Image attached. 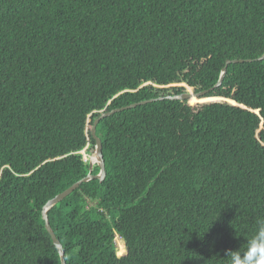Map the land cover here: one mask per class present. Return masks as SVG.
I'll use <instances>...</instances> for the list:
<instances>
[{
	"label": "trees",
	"instance_id": "1",
	"mask_svg": "<svg viewBox=\"0 0 264 264\" xmlns=\"http://www.w3.org/2000/svg\"><path fill=\"white\" fill-rule=\"evenodd\" d=\"M263 54L264 0H0V264H60L41 210L99 172L100 111L243 60L102 119L104 180L47 215L66 264H230L264 219Z\"/></svg>",
	"mask_w": 264,
	"mask_h": 264
},
{
	"label": "water",
	"instance_id": "2",
	"mask_svg": "<svg viewBox=\"0 0 264 264\" xmlns=\"http://www.w3.org/2000/svg\"><path fill=\"white\" fill-rule=\"evenodd\" d=\"M263 59H264V54L259 56L258 58H256L254 61H261ZM246 61L248 62L251 60H246ZM241 62H243V60H226L223 68L221 69L218 81L212 87H210L207 90L194 92L193 90H191V88L189 86L184 85V87L186 88V91L182 92L181 94L159 97L156 99L141 101L139 103H135V104L127 105L124 107L112 109L110 111L102 110L99 112L100 116H98L96 119L93 120L92 125H91V129L90 130L86 129V131L88 132L87 135H90L94 141L93 153L91 155L94 157V161L99 166V172L96 175L92 174V167H93L94 162L90 161L88 164L89 165L88 174L85 177H83L82 179L73 183L70 187L65 189L63 192L57 194L52 199L48 200L41 210V218L44 221L45 229H46L47 233L50 235V238L52 240L53 245L55 246L56 250L58 251V254L60 257V264H66L65 259H64V251L62 249V245H61L60 241L57 239L56 235L54 234V232H53V230L49 224L47 215H48V212L56 204H58L60 201L65 199L67 196H69L81 184L89 182L91 180H99L100 182L104 180V178L106 176V171H105L104 160H103V155H102V143H101L100 138L96 135V126L98 125V123L102 119L109 117V116H111L117 112H121L123 110L136 107L137 105H143V104H146V103L151 102V101L164 100V99L184 101V100L190 99L192 96H194L195 98L204 96L208 92L214 90L215 88L219 87L222 84V81H223V78L226 74L228 65L235 64V63H241ZM82 153H84V150L82 151Z\"/></svg>",
	"mask_w": 264,
	"mask_h": 264
},
{
	"label": "clouds",
	"instance_id": "3",
	"mask_svg": "<svg viewBox=\"0 0 264 264\" xmlns=\"http://www.w3.org/2000/svg\"><path fill=\"white\" fill-rule=\"evenodd\" d=\"M230 264H264V219L258 221L254 235L247 241L246 250L226 251Z\"/></svg>",
	"mask_w": 264,
	"mask_h": 264
},
{
	"label": "rangeland",
	"instance_id": "4",
	"mask_svg": "<svg viewBox=\"0 0 264 264\" xmlns=\"http://www.w3.org/2000/svg\"><path fill=\"white\" fill-rule=\"evenodd\" d=\"M88 122H89V119L87 120ZM86 129L87 130H90L91 129V125L88 123L87 125H86ZM93 153V152H92ZM80 154H82V151L80 152ZM84 154V153H83ZM82 154V155H83ZM83 157H84V155H83ZM84 159H85V157H84ZM118 241V240H117ZM117 243V242H116Z\"/></svg>",
	"mask_w": 264,
	"mask_h": 264
},
{
	"label": "bare ground",
	"instance_id": "5",
	"mask_svg": "<svg viewBox=\"0 0 264 264\" xmlns=\"http://www.w3.org/2000/svg\"><path fill=\"white\" fill-rule=\"evenodd\" d=\"M192 97H194V96H192ZM94 158V157H93Z\"/></svg>",
	"mask_w": 264,
	"mask_h": 264
}]
</instances>
